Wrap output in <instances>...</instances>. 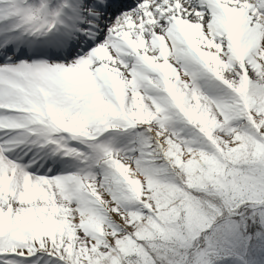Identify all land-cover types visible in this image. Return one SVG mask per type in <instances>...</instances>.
Segmentation results:
<instances>
[{"label": "snow or ice", "instance_id": "obj_1", "mask_svg": "<svg viewBox=\"0 0 264 264\" xmlns=\"http://www.w3.org/2000/svg\"><path fill=\"white\" fill-rule=\"evenodd\" d=\"M22 144L82 167L39 175ZM254 246L264 0H0V264H249Z\"/></svg>", "mask_w": 264, "mask_h": 264}, {"label": "bare ground", "instance_id": "obj_2", "mask_svg": "<svg viewBox=\"0 0 264 264\" xmlns=\"http://www.w3.org/2000/svg\"><path fill=\"white\" fill-rule=\"evenodd\" d=\"M39 40L43 41L44 38L41 37ZM21 52L30 54V49L25 46L21 48ZM54 149L55 146L40 148L39 146L32 144H22L15 148L14 153H26V159L32 158L30 161L34 160V163L29 170L39 175H57L67 173L77 170L76 168L78 166H82L79 161L71 157H66L63 153H55Z\"/></svg>", "mask_w": 264, "mask_h": 264}, {"label": "rangeland", "instance_id": "obj_3", "mask_svg": "<svg viewBox=\"0 0 264 264\" xmlns=\"http://www.w3.org/2000/svg\"><path fill=\"white\" fill-rule=\"evenodd\" d=\"M125 1H127L128 3L132 2V0H125ZM130 138H131L130 136L120 137L119 138V142L116 144V146L117 147H122V146L127 145L128 140ZM73 146L82 148L83 150L87 151V149L84 147V145L76 144L74 142ZM14 152H15V150L12 153H10L9 155H10L11 158L18 160V162H20L22 164L31 163V165L34 163V160L30 161L32 158L26 159V156H25L26 153L25 154L24 153L20 154L19 152L18 153H14ZM158 163L163 164L164 162L163 161H158ZM79 167H82V166H78L76 169L78 170ZM77 170H73V171H77ZM73 171H70V172H73ZM97 171H99V169H97ZM246 258H247L249 264H264V253L261 252V250H260V248L258 246L253 247L251 252H249L247 254Z\"/></svg>", "mask_w": 264, "mask_h": 264}, {"label": "trees", "instance_id": "obj_4", "mask_svg": "<svg viewBox=\"0 0 264 264\" xmlns=\"http://www.w3.org/2000/svg\"><path fill=\"white\" fill-rule=\"evenodd\" d=\"M254 247H256V246H254Z\"/></svg>", "mask_w": 264, "mask_h": 264}]
</instances>
